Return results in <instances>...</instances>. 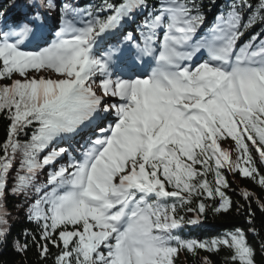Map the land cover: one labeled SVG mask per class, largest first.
I'll list each match as a JSON object with an SVG mask.
<instances>
[{"label": "snow or ice", "instance_id": "1", "mask_svg": "<svg viewBox=\"0 0 264 264\" xmlns=\"http://www.w3.org/2000/svg\"><path fill=\"white\" fill-rule=\"evenodd\" d=\"M0 117V253L264 264V196L239 189L245 210L228 179L264 191V0H5ZM9 196L33 226L17 236ZM233 210L247 229L184 235Z\"/></svg>", "mask_w": 264, "mask_h": 264}, {"label": "trees", "instance_id": "2", "mask_svg": "<svg viewBox=\"0 0 264 264\" xmlns=\"http://www.w3.org/2000/svg\"><path fill=\"white\" fill-rule=\"evenodd\" d=\"M5 0H0V4H3ZM207 2V0H206ZM223 0H217V5L222 3ZM81 5H85L88 3H99V0H79ZM216 9H213L215 12ZM209 19H211V14L209 15ZM7 126V121L0 117V141L5 138V130ZM228 179L232 185L233 189H237L235 195L231 192L233 200L238 201L241 205H244L245 210L247 209V204H245L244 200L239 196V189L247 187L249 190L256 193L257 196H264V191L261 190L258 186L254 185L251 180L247 178H241L238 174L233 176L232 174L228 175ZM18 203L16 199L9 196L7 207L11 212V223L12 227V235L17 236L21 233V231L25 228L31 229L32 224L28 223L24 218V213L22 210H19L15 207ZM252 208L256 213V224L260 225L262 221H264V215L260 213L257 209L256 204L253 202ZM246 222V212L242 214H236L233 210L230 213L226 214H214L209 211L206 214V218L198 225H190L184 229V235L190 236L196 239H209L221 234L226 229H231L233 227H243L247 229ZM261 235H264V232H261ZM249 241L253 245L258 244V239L249 235ZM11 240V237L9 238ZM230 252L227 249H222L219 253H207L204 251H200L199 256H209L212 260L213 264H229V261L225 259L226 256H229ZM39 264L38 257L36 255L35 249H31L26 256H21L16 254L11 247L4 249L2 253H0V264ZM257 262L260 264L261 257L257 256ZM180 264H199V260L193 258L191 255L185 253L181 259Z\"/></svg>", "mask_w": 264, "mask_h": 264}]
</instances>
